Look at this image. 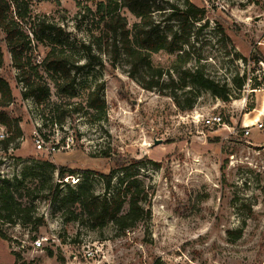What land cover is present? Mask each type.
I'll use <instances>...</instances> for the list:
<instances>
[{
    "label": "rangeland",
    "instance_id": "rangeland-1",
    "mask_svg": "<svg viewBox=\"0 0 264 264\" xmlns=\"http://www.w3.org/2000/svg\"><path fill=\"white\" fill-rule=\"evenodd\" d=\"M97 1L27 0L31 16L25 25L31 31L44 18L61 26V39L77 54L79 40L99 31ZM186 1L204 15L178 33L181 55L152 54L153 65L165 72L159 80L163 94L159 87L142 88L124 61L112 65L108 54L99 53L102 65L77 75L75 96L59 95L51 85L50 96L38 104L22 96L24 85L15 80L18 70L0 29V75L14 96L5 111L18 120L22 133L8 148L0 144V177L10 180L26 202L32 196L34 215L44 221L35 230L0 218L10 248L24 245L18 264H264V0H156L163 9L156 21L170 36L178 24L165 19L172 5L184 7ZM123 15L129 27L138 21L127 10ZM44 51L40 47L36 54ZM174 62L177 69L198 68L226 85L228 100L200 90L186 108L194 93L190 87L172 89ZM99 84L106 116L98 121L86 97ZM170 93H176L179 105ZM209 115H220L223 124L204 126L202 119ZM259 122L263 128L257 129L253 124ZM3 132L0 140L12 136L5 127ZM35 135L56 149L38 150ZM48 161L105 174L115 168L114 187L126 173L133 175L143 192L145 216L125 229L69 220L73 207L61 208L58 201L68 184L75 187L85 175L66 172L60 179ZM56 182L64 184L53 199ZM87 184L104 193L99 175L90 174ZM33 237L45 239L41 249L30 246ZM49 250L55 255L48 256Z\"/></svg>",
    "mask_w": 264,
    "mask_h": 264
},
{
    "label": "trees",
    "instance_id": "trees-1",
    "mask_svg": "<svg viewBox=\"0 0 264 264\" xmlns=\"http://www.w3.org/2000/svg\"><path fill=\"white\" fill-rule=\"evenodd\" d=\"M85 9L87 12L91 11L89 7ZM123 10L129 11L138 19L132 27L128 26ZM161 10H163L162 6L156 0H98L94 15L98 18L99 31L97 34L88 31L87 39L79 40L77 52L80 53L76 54L70 52L66 41L61 39L65 31L59 25L42 18L30 31L25 25L26 20L31 16L27 0H0V29L4 34L6 50L11 56V65L18 70L15 80L24 85L22 96L31 97L36 103L41 104L50 96L51 85L59 95L75 96L77 75L83 70L102 65L99 56L101 53L108 54L112 65L124 61L129 66V76L137 80L142 88L146 90L158 88L159 80L165 72L153 65L152 54L159 51L180 52L182 49L178 43V33L183 31L188 24L201 20L204 15L202 8L187 1L184 7L172 5L171 12L165 21L175 20L178 28L170 36L156 21V16ZM40 47L45 49L41 56L36 54ZM181 54V52L178 53V55ZM33 55H39L40 59H34ZM82 60L84 62L80 63ZM261 61L264 62V59ZM3 64L4 52L0 47V69ZM173 67L177 74V81L175 83L169 75V84L172 89H175L177 85L180 89L190 87L189 92L194 93V96L187 100L186 108H191L200 90H208L215 97L223 101L228 100L229 89L226 85H220L206 76L202 70L181 66L177 69L176 62L173 63ZM243 81L244 79L240 83ZM101 91L102 85L99 84L86 97V106L95 112L98 121L106 116V104L99 95ZM158 91L163 94L160 87ZM170 95L179 105L176 93H170ZM13 101L12 88L9 82L0 75V126L5 127L12 134L0 140L3 149L8 148L22 135L18 120L10 117L5 111ZM105 156L109 157L108 154ZM116 163L121 165L119 160ZM48 164L58 172L60 179L66 172L72 176L85 175L84 181L75 187L68 184L66 193L58 201L61 208L73 207L69 220L92 227H102L107 222H111L125 229L145 216L142 206L143 192L133 175L126 173L119 179V186L114 187V179L117 176L115 168L105 174L90 170H67L63 166H55L50 161ZM92 173L101 178L104 193H96L87 184L89 175ZM62 183L64 184V182H56L51 185L53 199L57 198L58 186ZM43 189L44 187L41 186L38 191ZM30 193L32 195V192ZM24 198V195L17 193L14 186L10 184V180L0 177L1 220L11 224L32 225L35 230H38L44 224L43 217L34 215L35 206L31 202L33 197L31 196L28 202ZM0 237L7 241L11 240L1 230ZM12 253L15 257L14 264H18L22 259L21 254L16 251ZM54 255L52 250L48 251V256Z\"/></svg>",
    "mask_w": 264,
    "mask_h": 264
},
{
    "label": "built area",
    "instance_id": "built-area-1",
    "mask_svg": "<svg viewBox=\"0 0 264 264\" xmlns=\"http://www.w3.org/2000/svg\"><path fill=\"white\" fill-rule=\"evenodd\" d=\"M202 122L204 124V126H219L223 124V120L222 117L220 115H209L207 117H205L204 119H202ZM254 126H256L257 129L263 128V123L259 122L257 124H253ZM251 132L250 127H245L244 129V133L245 135H249ZM5 137V132H3V127L0 126V138H4ZM34 143L35 146L38 150L40 149H44L47 148V150L49 151H54L56 149L55 145L54 146H50V147H45V143L43 141V139L39 136V135H35L34 137ZM76 182V180H75ZM44 238H35L31 241L30 246L33 249H41L43 247V242H44ZM21 243H17L15 246H13V251L19 252L21 254V250L22 248H24V245ZM93 253L91 251L87 252L88 256H91Z\"/></svg>",
    "mask_w": 264,
    "mask_h": 264
},
{
    "label": "crops",
    "instance_id": "crops-1",
    "mask_svg": "<svg viewBox=\"0 0 264 264\" xmlns=\"http://www.w3.org/2000/svg\"><path fill=\"white\" fill-rule=\"evenodd\" d=\"M9 242L0 237V264H14L15 257Z\"/></svg>",
    "mask_w": 264,
    "mask_h": 264
}]
</instances>
